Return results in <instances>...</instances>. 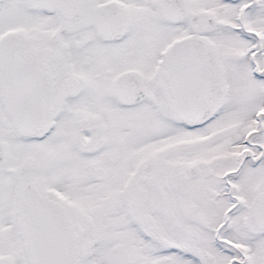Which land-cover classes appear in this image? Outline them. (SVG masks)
Here are the masks:
<instances>
[{"label": "snow or ice", "instance_id": "obj_1", "mask_svg": "<svg viewBox=\"0 0 264 264\" xmlns=\"http://www.w3.org/2000/svg\"><path fill=\"white\" fill-rule=\"evenodd\" d=\"M0 264H264V0H0Z\"/></svg>", "mask_w": 264, "mask_h": 264}]
</instances>
